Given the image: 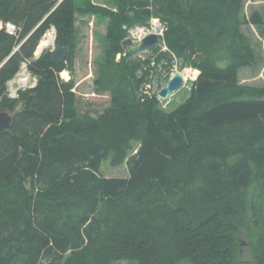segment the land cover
I'll use <instances>...</instances> for the list:
<instances>
[{
    "label": "trees",
    "instance_id": "obj_1",
    "mask_svg": "<svg viewBox=\"0 0 264 264\" xmlns=\"http://www.w3.org/2000/svg\"><path fill=\"white\" fill-rule=\"evenodd\" d=\"M113 2L0 0V23L19 28L0 29V112L14 117L0 134V264H238L242 231L264 264V87L240 80L261 60L243 27L264 37V18L244 17L245 0ZM77 14L110 19L95 87L111 103L97 117L61 78L74 75ZM150 18L169 50L152 48L157 63L200 72L172 111L145 92L151 70L124 56L127 28ZM52 28L70 47L59 65L55 52L35 59ZM25 62L36 87L10 98ZM110 156L128 178L101 175Z\"/></svg>",
    "mask_w": 264,
    "mask_h": 264
},
{
    "label": "rangeland",
    "instance_id": "obj_2",
    "mask_svg": "<svg viewBox=\"0 0 264 264\" xmlns=\"http://www.w3.org/2000/svg\"><path fill=\"white\" fill-rule=\"evenodd\" d=\"M92 2L95 5L104 6L112 10L116 9L113 0H92ZM255 12H259L264 18V0H245L243 12L244 17L249 19ZM109 25L110 19L100 15H76V60L74 75H71V73L66 71L69 76L68 81L72 80V82L75 84L74 91L79 99L82 111L84 113H90L93 117H97L99 114H101L106 108L110 106L111 103L110 94H99L96 92L95 87V81L98 78L99 64L104 62L106 59V51L108 47L106 38ZM157 25L160 26L162 25V23L159 21V23L155 25V30H150L153 28V25L151 23L144 27H126L128 30V37L126 38V40L130 39L132 41V46L128 45L127 49L124 47L126 50V54L124 56L131 53V59L133 61H143L145 64L144 70H151V82L146 87L145 92L150 96L158 97L159 92L167 86L169 80L175 74L179 73L183 76L181 71H179L178 69H182L184 67V64L182 60H179L177 58H174L172 62L163 60L161 63H157L156 59L158 57V54L154 50H152L153 47L140 49L141 40L151 34H155ZM138 28H144L147 34L143 36V38L136 40L133 38L132 33L135 32ZM163 28L164 27H162V29ZM243 28L245 32L252 38L254 46L257 49L261 60L257 66L241 70V83L249 86L264 87V37H262L259 30L251 24H246ZM47 34L44 36L42 41H49L50 46L43 50L41 55L45 51L56 52L58 49L60 39L58 38L57 30L55 29L54 40L49 38ZM160 39L161 44L157 47H160L161 51L168 52L169 50L162 39V35H160ZM38 49L35 53V59H38L41 56H37ZM147 61L151 63L146 64ZM196 80L190 78L188 81H185L184 86L181 88V90L171 94L170 97L165 101L158 97L162 108L167 111H172L181 106L189 98L191 90L193 88V84ZM6 93L9 96L8 91ZM19 108L20 107H18V109ZM100 172L101 175L105 178H128L130 175L127 162H125L121 166H114L112 163V156L108 157L103 162ZM254 241H256V236L254 237ZM238 242L240 246V257L238 264H255L253 248L250 244L252 240L249 238L248 234L245 231H242ZM119 264L133 263L123 261Z\"/></svg>",
    "mask_w": 264,
    "mask_h": 264
},
{
    "label": "water",
    "instance_id": "obj_3",
    "mask_svg": "<svg viewBox=\"0 0 264 264\" xmlns=\"http://www.w3.org/2000/svg\"><path fill=\"white\" fill-rule=\"evenodd\" d=\"M160 33V32H159ZM151 34L140 43V49H147L156 47L161 44L160 34ZM128 45L132 46V41L127 39L124 42V47L127 49ZM70 48L66 45V38L62 37L59 41L58 49L54 54L53 63L59 65L64 62L68 55ZM200 75V72H199ZM198 75V76H199ZM185 80L183 76L179 73L175 74L168 82L167 86L164 87L158 94V97L162 100H167L171 94L178 92L184 86ZM13 115L5 110L0 112V134L9 130L13 123Z\"/></svg>",
    "mask_w": 264,
    "mask_h": 264
},
{
    "label": "clouds",
    "instance_id": "obj_4",
    "mask_svg": "<svg viewBox=\"0 0 264 264\" xmlns=\"http://www.w3.org/2000/svg\"><path fill=\"white\" fill-rule=\"evenodd\" d=\"M149 23L153 25V28L150 30H155V25L158 23L157 19L150 18ZM147 33L144 28H138L135 32L132 33L133 38L139 40L143 38ZM48 37L51 39H55V29L53 28L48 34ZM54 50V49H53ZM185 76L191 75L192 79H195L197 75H199V70L192 67L191 65H186L182 69H178ZM31 77V73L28 72L25 65L20 66V71L16 74L15 77L8 84V92L10 96L17 97L18 92L24 90L25 88H35L36 87V79L35 77L31 78V83H28ZM62 78L65 82L68 81L69 76L67 72L62 73Z\"/></svg>",
    "mask_w": 264,
    "mask_h": 264
},
{
    "label": "built area",
    "instance_id": "obj_5",
    "mask_svg": "<svg viewBox=\"0 0 264 264\" xmlns=\"http://www.w3.org/2000/svg\"><path fill=\"white\" fill-rule=\"evenodd\" d=\"M157 21H158V23H159L160 20L157 19ZM162 27H163V26L160 25V31H159L160 33H159V32H156V33H159V34L162 35V37H163V35H164V28L162 29ZM2 28H5V30H6L10 35L17 36V35L19 34V28H18L16 25H14L13 23H6V24H2V23H1V25H0V29H2ZM143 39H144V38H143ZM141 41H142V40H141ZM41 53H42V52H41ZM41 53L38 54V52H37V56H40ZM29 64H30L29 62H25V63H23V65L26 66L28 72L31 73V72L29 71ZM32 77H35V76H33L32 73H31V77H30L28 83H31V78H32ZM35 79H36V84H37L38 79H37L36 77H35ZM8 84H9V83H8ZM7 88H8V85H7ZM26 89H28V88H25L24 90H26ZM7 91H8V89H7ZM8 93H9V92H8ZM19 93H20V91L18 92V96H17V97H12V96H10V94H9V96H10L11 98H13V99H16V98L19 97Z\"/></svg>",
    "mask_w": 264,
    "mask_h": 264
},
{
    "label": "bare ground",
    "instance_id": "obj_6",
    "mask_svg": "<svg viewBox=\"0 0 264 264\" xmlns=\"http://www.w3.org/2000/svg\"><path fill=\"white\" fill-rule=\"evenodd\" d=\"M159 31H160V26L157 25V26H156V32H159ZM49 46H50V42H49V41H47V40L42 41V43H41V45H40V47H39V49H38V54H40L43 50H45V49H46L47 47H49ZM63 73H64V72H63ZM183 77H184V80H185V81H188V80L191 78V75H188V76L183 75ZM197 77H198V75H197L196 78L193 79V80H196ZM191 79H192V78H191Z\"/></svg>",
    "mask_w": 264,
    "mask_h": 264
}]
</instances>
